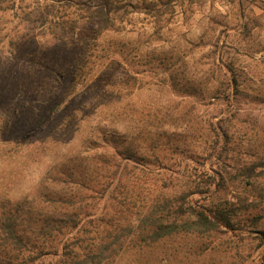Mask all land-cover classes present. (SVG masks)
I'll return each instance as SVG.
<instances>
[{"label":"rangeland","instance_id":"374dc122","mask_svg":"<svg viewBox=\"0 0 264 264\" xmlns=\"http://www.w3.org/2000/svg\"><path fill=\"white\" fill-rule=\"evenodd\" d=\"M104 1L0 2V221L56 214L46 264L264 263V0Z\"/></svg>","mask_w":264,"mask_h":264},{"label":"trees","instance_id":"16d2710c","mask_svg":"<svg viewBox=\"0 0 264 264\" xmlns=\"http://www.w3.org/2000/svg\"><path fill=\"white\" fill-rule=\"evenodd\" d=\"M1 2V0H0ZM126 4L120 3L119 0H105L102 5H98L95 10L93 11L92 18H95L99 23H101V27L106 29L110 28L114 24V18H115V12L118 10L124 9L125 13H128L129 11L125 8ZM158 14L160 11H156ZM3 29L0 28V32ZM126 159V158H125ZM129 161L126 164H113L112 173L117 174L118 170L122 168L123 166L126 167L125 170L127 173L131 174L130 168H137L134 164H130ZM123 165V166H122ZM129 165L130 168H129ZM115 167V168H114ZM208 177V175L204 174V177ZM170 178H173L174 176L169 175ZM28 212L25 209V206H15V207H8L7 210L2 214V218L0 221V255L3 256L1 259L0 264H10L13 260H16L15 258L19 257L18 251H21L22 248H25L28 253L36 252L37 257L34 259H39L41 262L43 259L47 256L50 257H57L58 251L56 248L57 244L52 245L53 239L51 238L55 233L60 232V221L57 220L55 217L56 214H51L52 216L49 218H46L43 220L44 223H41V227L38 228V231L34 232L36 237L29 236L25 231H27V225H31L33 223L32 216H23L21 213ZM31 214V212H29ZM205 217V222L208 220V216L202 214ZM211 224L213 225L215 221L213 219H210ZM208 222V221H207ZM238 226H240V218L236 219L235 222ZM206 225V224H205ZM45 239L44 243L41 244V247H39V251H35L38 247L30 245H26L29 243V240H36L37 236ZM51 242V243H50ZM50 243V245L48 244ZM52 246L55 247V249H52ZM57 251V252H56ZM82 259V258H81ZM57 260V258H56ZM88 261V259L84 260ZM83 260H75L74 257L68 255L66 258V261L64 263L59 260L55 264H83ZM17 264V263H16ZM19 264H26L25 263H19ZM42 264H46V262H42ZM94 264V263H93ZM264 264V263H262Z\"/></svg>","mask_w":264,"mask_h":264}]
</instances>
